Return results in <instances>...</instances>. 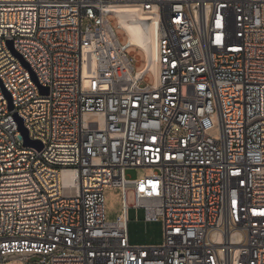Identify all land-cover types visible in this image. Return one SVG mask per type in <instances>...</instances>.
<instances>
[{
    "label": "built area",
    "instance_id": "1",
    "mask_svg": "<svg viewBox=\"0 0 264 264\" xmlns=\"http://www.w3.org/2000/svg\"><path fill=\"white\" fill-rule=\"evenodd\" d=\"M123 5L156 17L154 71ZM0 264H264V0H0Z\"/></svg>",
    "mask_w": 264,
    "mask_h": 264
},
{
    "label": "rangeland",
    "instance_id": "2",
    "mask_svg": "<svg viewBox=\"0 0 264 264\" xmlns=\"http://www.w3.org/2000/svg\"><path fill=\"white\" fill-rule=\"evenodd\" d=\"M117 35H124L123 31L116 29ZM126 37L123 36L121 42H125ZM127 53L136 52L141 61L135 67V70H139L143 66V54L141 51L134 47H128ZM147 82H152V76L147 75ZM152 168H129L126 170V176L128 178H142L152 173ZM105 195V219L107 222H114L117 220L123 211V201L121 190L118 187L106 188L104 191ZM133 202L132 191H128L126 194V203L131 204ZM127 235L128 242L130 245L147 246V245H158L163 240V225L160 219L147 220L145 219V212L143 208H127ZM37 257H30L28 261H34ZM13 262L22 263L17 258L13 259Z\"/></svg>",
    "mask_w": 264,
    "mask_h": 264
},
{
    "label": "bare ground",
    "instance_id": "3",
    "mask_svg": "<svg viewBox=\"0 0 264 264\" xmlns=\"http://www.w3.org/2000/svg\"><path fill=\"white\" fill-rule=\"evenodd\" d=\"M116 17L126 45L133 46L145 54L148 68L155 70L157 27L155 15L141 10L138 6L123 5L116 9ZM67 171L63 172L66 179Z\"/></svg>",
    "mask_w": 264,
    "mask_h": 264
},
{
    "label": "water",
    "instance_id": "4",
    "mask_svg": "<svg viewBox=\"0 0 264 264\" xmlns=\"http://www.w3.org/2000/svg\"><path fill=\"white\" fill-rule=\"evenodd\" d=\"M43 92L46 93V89H44ZM6 95H8V94L6 93ZM19 131H20L19 138H21L23 140L25 146L35 147L38 149L41 148V144L38 140H33V139H30L28 137L27 130L23 126L21 119H19Z\"/></svg>",
    "mask_w": 264,
    "mask_h": 264
}]
</instances>
